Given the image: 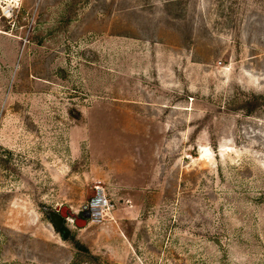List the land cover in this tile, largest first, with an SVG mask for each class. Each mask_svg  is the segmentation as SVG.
<instances>
[{"label":"rangeland","instance_id":"374dc122","mask_svg":"<svg viewBox=\"0 0 264 264\" xmlns=\"http://www.w3.org/2000/svg\"><path fill=\"white\" fill-rule=\"evenodd\" d=\"M251 94L264 0H0V264H264Z\"/></svg>","mask_w":264,"mask_h":264},{"label":"built area","instance_id":"2783aa9c","mask_svg":"<svg viewBox=\"0 0 264 264\" xmlns=\"http://www.w3.org/2000/svg\"><path fill=\"white\" fill-rule=\"evenodd\" d=\"M95 190V194L87 204V221L91 224H101L109 216L113 204L103 186L97 185Z\"/></svg>","mask_w":264,"mask_h":264},{"label":"trees","instance_id":"16d2710c","mask_svg":"<svg viewBox=\"0 0 264 264\" xmlns=\"http://www.w3.org/2000/svg\"><path fill=\"white\" fill-rule=\"evenodd\" d=\"M263 105H264V98H262L260 96H256L254 94H251L248 98H245L242 102H240L238 104V106H236V109H243V111L246 115H251L252 113H254L257 109H259ZM62 229H64V228H62ZM60 230L61 229H59L58 231H60ZM65 231H67L69 233V231L67 229H65ZM61 232H63V231L61 230ZM73 243L76 246V248L78 249L79 253L84 252L86 254L88 253L87 255H90L88 248L84 244H81L80 242H76V241H74ZM86 259H93V257L87 256ZM90 261H92V260H90Z\"/></svg>","mask_w":264,"mask_h":264},{"label":"water","instance_id":"95a60500","mask_svg":"<svg viewBox=\"0 0 264 264\" xmlns=\"http://www.w3.org/2000/svg\"><path fill=\"white\" fill-rule=\"evenodd\" d=\"M52 221L56 227L57 230L60 229L62 223L65 220L70 219L73 221L77 226H82L81 224H87L88 214L85 212L82 216L76 214L73 212L69 207L63 206L60 208H57L56 212L52 213Z\"/></svg>","mask_w":264,"mask_h":264},{"label":"bare ground","instance_id":"6f19581e","mask_svg":"<svg viewBox=\"0 0 264 264\" xmlns=\"http://www.w3.org/2000/svg\"><path fill=\"white\" fill-rule=\"evenodd\" d=\"M210 155V150L209 149H207V148H204V156L206 157H208Z\"/></svg>","mask_w":264,"mask_h":264},{"label":"flooded vegetation","instance_id":"af4514ba","mask_svg":"<svg viewBox=\"0 0 264 264\" xmlns=\"http://www.w3.org/2000/svg\"><path fill=\"white\" fill-rule=\"evenodd\" d=\"M61 227H63V223H62ZM61 230H62L63 232H65V229H62V228H61Z\"/></svg>","mask_w":264,"mask_h":264}]
</instances>
